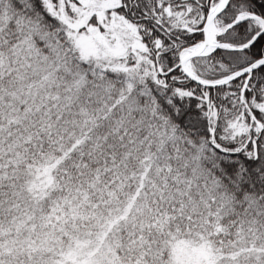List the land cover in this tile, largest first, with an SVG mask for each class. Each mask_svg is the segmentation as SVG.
<instances>
[{"label": "snow or ice", "instance_id": "6c2138e0", "mask_svg": "<svg viewBox=\"0 0 264 264\" xmlns=\"http://www.w3.org/2000/svg\"><path fill=\"white\" fill-rule=\"evenodd\" d=\"M0 264H264V0H0Z\"/></svg>", "mask_w": 264, "mask_h": 264}]
</instances>
